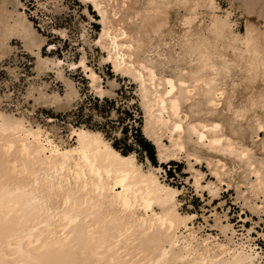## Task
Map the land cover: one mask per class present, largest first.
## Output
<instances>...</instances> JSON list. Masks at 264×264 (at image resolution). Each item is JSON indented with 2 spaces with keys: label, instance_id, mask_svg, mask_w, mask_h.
Instances as JSON below:
<instances>
[{
  "label": "bare ground",
  "instance_id": "obj_1",
  "mask_svg": "<svg viewBox=\"0 0 264 264\" xmlns=\"http://www.w3.org/2000/svg\"><path fill=\"white\" fill-rule=\"evenodd\" d=\"M80 1L86 2V0ZM128 1L87 0L89 4L106 5L104 11L108 13L107 17L102 15L98 8L93 7L97 15L96 22L100 25L94 43L96 40H102L100 45L96 44L101 53H103L102 56L100 55L101 62L109 64L116 76L128 77L129 81L135 84L139 106L143 115V134L145 138L154 144L159 162V165H153L148 158L145 159V162H142L137 159L135 152L124 155L118 148L116 149L122 154L124 159L131 156L136 167V175L129 176L128 185L132 191L127 193V195L137 205L136 215L138 217H147L149 223H151L153 215L163 217L171 215L173 211L177 212L181 217L190 216L191 219L185 220L174 229L171 239H168L166 234L160 231L159 227L145 235V231L133 218L132 213L122 215L119 206L112 207L109 193L104 194L105 199L103 201L99 199L98 194L92 187L93 178L90 174L88 191L84 192L83 184L77 186L75 180H73L72 184L69 185L66 181H62L57 171L54 168L47 167L43 157L37 155L41 146H47L43 138L51 139L58 147L64 150L87 145L90 137L103 135L99 129L89 128L84 124L77 126L69 124L67 133L63 136L58 134L52 126L33 121L28 118L29 116L26 117L23 114H16L15 112H6L0 108V117L5 121L19 122L20 124L16 132L0 135V207L3 208V218L0 219V251L3 253L4 264H10L13 260L18 261L19 264H113L114 261L116 264H145V262L157 259L159 257V250L164 245L168 247V264H239L242 260L246 264H264V261H261L262 255L259 253L260 251H254L252 244H250L252 239L249 236V232L251 229H248L246 234L241 232L237 234L235 229H233V225L229 222L223 223L220 216L216 213L214 214V226L222 233L223 239L218 238L220 235L215 236L211 233L197 236L200 226H193L196 214L180 210V202L177 196L180 194L181 189L166 181L160 166L161 163L171 159L178 160L184 149H186L184 157L188 161L190 157H193V161H189L188 165L189 170L192 172L194 186L197 189L207 188L210 193L216 194L218 188L213 187L212 181L207 182L206 185H201L203 174L193 167V164L204 159L198 152V148L193 147L192 150L186 148L189 143H194L208 150L223 152V154L226 152L228 155L233 154L243 164L246 174L260 173L259 177L254 175L253 180L250 179L251 192L253 194L259 193L264 188V162L254 157L256 155H252L250 152L251 148H246L249 146L243 147L239 145V147H235L236 144H233L232 139V141L230 140L231 137L225 136L222 125L218 123L219 121L215 122L207 119L186 121L184 117L187 114L181 108L182 104L194 95L193 90L195 89L201 96V99L197 100L196 105H203L208 111L212 110L214 104L218 101V96L223 92V86H225L227 79L231 80L233 88H237L238 84H240L235 81L236 78L234 79L238 75L235 73L231 75L217 73L215 74V80L210 82L213 73L205 71L199 73V75H193L199 72V66L191 64L186 57L177 55L176 57L162 56L158 50H152V53H155L157 57L151 56L147 61L138 59L136 52H141L142 44L138 45L137 49L132 52L122 47L124 43H132L133 40L142 42L140 37L129 31L127 29L128 25H125L126 20L129 18L126 16L128 13L124 10ZM1 2L5 4L6 0H2ZM12 2L15 6L13 11L7 10V7L2 8L0 11V55L10 49V46L6 44V40L10 38L8 36L16 34L24 40L23 44L25 47L35 53L37 70L54 71L56 78L63 80L66 86L63 96L57 93L46 94L39 92L37 99H43L44 102L52 104L56 102L68 105L78 96L74 83L63 73L65 67H68L72 71L79 70L87 80L89 92L94 96L102 98L112 93V88L108 89L102 86V78H100V75L97 74L93 67L89 66L90 64L88 65L83 51L80 53V57L74 61L60 57L42 56L40 49L44 38L35 32L31 25L32 23L27 20L25 13L17 9L16 6L20 4V0H12ZM162 4H153V8L151 7L152 9H149V12L147 11L148 9H145L147 14L142 19L147 17L149 19H160L161 21L166 19L165 21H167L164 10L167 6L165 4L162 6ZM157 9L159 10L158 15L156 14ZM112 12H115L116 15L113 16ZM124 16L126 17L124 18ZM176 17L180 19L178 16ZM106 19L112 28L111 33L105 31ZM179 24L182 25V22ZM159 25L161 26L162 22ZM163 25H166V23ZM121 26L123 27V31L127 32L129 39L125 40L121 35V38L116 40V46L121 56L127 57L131 55L132 59L121 60L120 64H118L116 61V51L112 53L113 58L111 60L108 59V49L112 46V41L108 40L107 37L111 35L115 38L117 30ZM137 26L140 27V23ZM197 30L193 25V31ZM59 33L61 37H64V30H59ZM101 33L104 34L103 39ZM164 34L167 35V33ZM181 34L183 35V33ZM175 38L177 39V36ZM175 38L171 39L175 41ZM151 44L149 43V45ZM157 46L158 44L155 47ZM53 48L55 47H50V49ZM33 49L36 50L33 51ZM81 57L85 61L83 67L80 62ZM169 62L176 63L174 73L165 75L162 72L156 71L158 65L165 66ZM179 62H183L184 65L179 66ZM126 63H134L136 65L144 63L153 68L157 73L155 90H153L152 84L148 80V74L144 73L146 78L145 89L148 95L147 102L152 104L151 114L145 109L146 101L144 93L140 90L135 72L128 67H121V64ZM85 68L88 71H85ZM116 69H119V71ZM136 71H139V69L137 68ZM93 74L96 76L95 80L92 79ZM169 78L175 81L176 87V92L171 97L164 95L167 85L166 83H162V80L166 81ZM181 81H183L186 87H181ZM110 84L113 87L116 85V82L112 80ZM244 87L248 92L246 102L244 104H234L231 100H228V106L231 105L235 109L246 105L249 95L258 94L261 88H264V84L257 83L254 86L245 84ZM153 91L162 97L163 109L155 101ZM198 96L196 95V98ZM172 99H176L179 103V117L172 113ZM257 118L261 122L257 123L254 120L253 132L255 133L260 130L264 122L262 118ZM176 123L181 124L182 131L173 130ZM201 124L204 125V128H200ZM215 124L220 125L219 130L205 131V129H211ZM193 126L196 127L197 131L204 132L206 137L204 141H200L196 133L192 131ZM183 130H186L184 137L182 136ZM72 132H77L79 135L69 140L68 136ZM28 133H32L38 139H32L27 135ZM164 137L167 138L168 143L163 142ZM214 139L220 140V143L213 145L211 141ZM229 140L232 142L231 145L228 143ZM24 147H27V153L23 151ZM262 147L264 149V145ZM90 151L96 152L97 149L93 146ZM242 151H246L247 156H243ZM47 154L45 153V155ZM205 160L207 166L213 164L211 173L217 181H220L222 175H224L225 163H221L217 159L216 161L212 160L213 162H210L206 158ZM112 171L114 173L112 183L115 185V172L130 171V169L126 165H116L112 166ZM64 175L67 178L69 174L66 172ZM104 179L106 182L108 181L107 176ZM121 191L123 190L119 186H115L116 193ZM137 193L140 194L139 197H137ZM66 199L70 201L68 205H65ZM145 200L150 204L148 211L143 210V202ZM65 215L70 216L75 222L71 225H66L64 221ZM129 225H131V230L129 229ZM29 229H35L31 233L34 238L50 240L53 244L61 242L62 247H49L43 252H36L23 244L14 243L23 233L28 232ZM122 233L124 234L123 236ZM18 250H22L26 255L18 256ZM141 253H146V255H141Z\"/></svg>",
  "mask_w": 264,
  "mask_h": 264
},
{
  "label": "rangeland",
  "instance_id": "obj_2",
  "mask_svg": "<svg viewBox=\"0 0 264 264\" xmlns=\"http://www.w3.org/2000/svg\"><path fill=\"white\" fill-rule=\"evenodd\" d=\"M1 1L0 11L5 7H7V10H14L15 6L12 0H6L5 4H2ZM83 3L85 4V2L80 0H20V4L16 7L19 11L25 13L35 32L44 38L40 49L42 56L60 57L74 61L80 57V53L83 51L88 65L90 64L89 66L93 67L97 74L100 75V78H102V86L108 89L112 88V93L102 98L94 96L89 92L87 80L79 70L72 71L65 67L63 73L74 83L78 96L68 105L56 102L52 104L44 102L43 99H37L39 92L46 94L57 93L63 96L66 86L63 80L56 78L54 71H38L35 53L25 47L23 44L24 40L21 37L11 34L8 36L10 38L6 40V44L10 46V49L0 55V108L6 112L29 116V119L52 126L58 134L65 136L69 124L75 126L84 124L89 128H94L91 127L93 121L89 120L88 117L92 115L95 119V110L102 105L105 98L115 100L118 104L121 102L128 105L134 104L135 107L122 108V111H127L131 120V126L127 129L129 139L131 140L132 136L135 135L139 141V143L135 144V148L138 150L135 152L136 157L142 162H145V159L148 158L151 164L159 165L154 144L145 138L143 134V115L139 106L136 86L129 81L128 77L116 76L109 64L101 62L100 59L103 53L94 43L100 28V25L96 22L97 15L93 8L89 11L87 7H79ZM157 3L160 4L159 0H157ZM220 3L222 7L227 6L224 0H220ZM151 7L153 8V4H149L148 0H129L124 10L128 13L126 16L131 18V22H129L128 18L125 25H128L127 29L137 34L142 40L141 52L146 47L151 46L152 50H158L162 56L176 57L177 53L180 52L176 42L180 41L181 33L185 31L184 27L179 23L182 22V19L184 20L187 12L183 8L173 5L172 8L169 7V11L168 7L164 9L167 21H165L166 19L164 21L150 19L152 28L162 22L159 34L162 33L153 38L151 28L145 27L141 29L137 26L143 16L147 14L146 12L152 9ZM145 9L148 10L146 11ZM176 16L180 19H177ZM82 17L87 18L81 19ZM247 19H252L257 23H264V21H256L255 17H242L240 23L243 24ZM177 20H180L179 23H177ZM165 23L166 25H163ZM171 23L174 24V27ZM56 24L61 26L53 28L52 26ZM194 26L196 27V25ZM59 30L65 31L64 37H61ZM170 30L172 31L170 32ZM240 30L243 31V28ZM180 31L181 33H179ZM163 32L167 33V35ZM176 36L177 39L175 38ZM145 37L147 38L145 39ZM171 38H175V41ZM50 41H56V43L53 45ZM149 43L152 44L149 45ZM157 44L158 46L155 47ZM51 46L55 48L50 49ZM35 50L33 49V51ZM151 56L157 57L155 53H152ZM178 64L179 66L184 65L183 62ZM175 65L176 63L174 62H169L165 66L158 65L156 71L171 75L176 70ZM234 79L240 84H238L237 88H233L231 80L227 79L225 82L228 86L224 82L227 87L223 86V92L218 96V101L214 104L212 110L208 111L205 106L196 105L197 100L201 99V96L195 89L193 90L194 95L190 99L188 98L187 101L185 100L186 102L184 101L185 103L182 104L181 108L188 115H186V121L198 119L219 121L218 123L222 125L225 136L231 137L230 140L232 139L233 144H236L235 147H239V145L243 147L249 146L246 148H251L250 152L252 155H256L254 157L264 162V149L262 147L264 145V135H260L259 131L257 132L258 134L253 132L255 119L252 118V114L250 113L244 121L234 122L229 111L228 100H231L234 104H244L248 93L244 87L245 84L241 83V78L236 76ZM112 80L116 82L113 87L110 84ZM240 87L242 88L240 89ZM195 94L199 95L198 98H196ZM117 96L120 97V100H116ZM255 116L264 120V113L259 109L255 111ZM262 128H264V122L260 129ZM185 135L186 130H183L182 136L184 137ZM143 142L151 146L154 161L151 160L149 151L144 147ZM163 142L168 143L166 137L163 138ZM193 147L198 148V152L204 158L193 164V167L203 174L201 185H206L207 182L212 181L213 187H217L218 191L216 194H212L207 188L197 189L194 186L192 172L189 170L188 165L189 161H193V157H190L188 161L184 157L186 151L184 149L178 160L171 159L160 164L166 181L181 189L180 194L177 196L180 202V210L196 214L193 226H200L197 236L211 233L215 236L220 235L218 238L223 239L222 233L214 226L215 213L220 216L223 223L229 222L232 224L237 234H240V232L246 234L247 230L251 229L249 232V236L252 239L250 244H252L254 251H260L259 253L262 255L261 261H264V188L260 191L261 194L257 192L259 196L257 193L253 194L251 192L249 182L253 180L254 174H246L243 164L233 154L228 155L226 152L223 154V152L208 150L194 143H189L186 148L192 150ZM117 148L122 153H125L124 144L118 145ZM205 158L210 162L217 159L219 162L225 163L224 175H222L220 181H217L212 175L213 164L207 166Z\"/></svg>",
  "mask_w": 264,
  "mask_h": 264
},
{
  "label": "snow or ice",
  "instance_id": "obj_3",
  "mask_svg": "<svg viewBox=\"0 0 264 264\" xmlns=\"http://www.w3.org/2000/svg\"><path fill=\"white\" fill-rule=\"evenodd\" d=\"M127 5H125L126 7ZM79 7H87L89 11L92 10L93 7L98 8L102 15L105 17L108 16V13L104 11L106 5L102 4H89L87 0L85 4L79 5ZM95 15V13H93ZM112 15L115 16L116 13L112 12ZM87 17H82L81 19H86ZM129 22H131V18H129ZM61 25L56 24L52 27H60ZM105 31L111 33L112 28L109 25L107 19L105 20ZM121 35L125 40L129 39L126 31H123V27L121 26L117 30V36L114 38L111 35H108L107 39L112 41V46L108 49V59L111 60L112 53L114 51L117 52L116 61L120 64L121 60H131V55L127 57H123L119 54L116 40L121 38ZM102 39L104 38V34L101 33ZM102 40H96L95 44L100 45ZM53 45L56 41H50ZM142 44L141 41L133 40L132 43H124L122 45L123 48L127 49L129 52L135 51L138 45ZM81 66L83 67L85 61L81 57ZM75 67V65H74ZM121 67H128L133 69L136 75V79L139 82L140 90L144 93L145 109L151 114L152 113V104L148 103V95L145 89V75L148 74V80L152 84L153 90L156 88V80L157 73L155 70L144 63H140L136 65L134 63H126L121 64ZM139 71H136V69ZM119 71V69H116ZM85 71H88L85 68ZM92 79L95 80L96 76L93 74ZM162 83H166L167 89L164 93L165 96L171 97L173 93L176 92L175 81L171 78L166 81L162 80ZM181 87H186L183 81L180 82ZM153 96L155 101L158 103L161 109L164 108L162 97L156 94L153 91ZM116 100H120V97L117 96ZM172 105V113L176 116H180L179 103L176 99L171 100ZM135 107L134 104L128 105L123 102L116 103L115 100H110L105 98L102 105L95 110V119L92 115H89V120H92L93 123L91 127L98 128L103 135H95L90 137L89 143L87 145H81L75 148H67L62 150L58 147L51 139L43 138L44 143L47 145L41 146L37 155L43 157L46 161V166L50 168H54L57 171L59 178L62 181H66L69 185L72 184L73 180H75L76 185L80 186L83 184V191H88V181L89 174L93 178L92 187L95 189V192L98 194V197L101 201L105 199V193H109V197L111 198L112 207H117L121 209L122 215H128L129 213L133 214V218L137 221L140 227L145 231V235L151 233L153 229L159 227L162 233H165L168 239H171L174 229H176L179 225H181L185 220L191 219V217H181L177 212L173 211L171 215L167 216H156L153 215L151 223L148 222L147 217L137 216L136 208L137 205L133 203L127 193L131 192L132 189L128 185V180L130 175H136V167L131 156H128L127 159H124L122 154L117 151V146L120 144L125 145V153H133L138 150L135 148V144L139 143L138 139L135 135L132 136V139H129L128 135V127L131 126V120L127 113V111H122V108L126 109L127 107ZM187 119V117H184ZM128 121V123H126ZM200 128H204V125L201 124ZM220 129L219 124H215L211 129H205V131H217ZM174 131H182L181 124L176 123ZM192 131L196 133L199 137L200 141H204L206 139L204 132L197 131L196 127H192ZM260 135H264V128L259 130ZM32 139H38L36 136H33L32 133H28ZM79 133L72 132L68 139H74L78 136ZM213 145L219 144L220 140L214 139L211 141ZM229 145H231V141H228ZM97 149L96 152L90 151L93 148ZM11 147V146H10ZM23 151L27 153V147L23 148ZM183 151V149H181ZM45 153H48L45 155ZM243 156H247L246 151H242ZM116 165H126L130 171H116L115 176V185L112 183V177L114 175L112 171V166ZM68 173V177L66 178L64 173ZM87 173V174H86ZM255 176L259 177V172L253 173ZM108 177V181L106 182L104 177ZM115 186H119L123 191L116 193ZM139 197V193L136 194ZM70 203L69 200H65V205ZM150 208V204L147 200L143 202V210L148 211ZM3 218V208L0 207V219ZM64 221L66 225H71L75 221L70 217L65 215ZM129 229L131 230V225H129ZM35 229H29L28 232L23 233L14 243L23 244L27 248L36 251L43 252L49 247L61 248L62 243L56 242L52 243L50 240H41L40 238H34L31 233L34 232ZM124 234L122 233V236ZM141 255H146V253H141ZM10 264H19L18 261L13 260ZM113 264H116L114 261ZM145 264H168V247L164 245L163 248L159 250V257L157 259L151 260L150 262H145Z\"/></svg>",
  "mask_w": 264,
  "mask_h": 264
},
{
  "label": "clouds",
  "instance_id": "obj_4",
  "mask_svg": "<svg viewBox=\"0 0 264 264\" xmlns=\"http://www.w3.org/2000/svg\"><path fill=\"white\" fill-rule=\"evenodd\" d=\"M156 4L157 0H148ZM167 7L173 5L183 8L187 15L182 21L185 31L177 44L180 52L177 56L186 57L193 65L199 66L201 72H211L210 82L215 80V74H237L242 84L254 86L264 84V23L247 19L240 23L242 17H255L256 21H264V0H159ZM159 14V10H156ZM196 25L197 31H193ZM151 28L153 37L159 35L157 25L152 28L149 18L140 21V28ZM243 28V31L240 29ZM138 59L147 61L152 55L151 46L142 52H136ZM259 109L264 113V88L256 95H249L246 105L233 109L229 106L234 122L244 121L249 114L260 123L255 116ZM19 122L5 121L0 117V135L16 132ZM18 256H25L22 250ZM0 264H4L3 253L0 251ZM239 264H246L240 261Z\"/></svg>",
  "mask_w": 264,
  "mask_h": 264
},
{
  "label": "trees",
  "instance_id": "obj_5",
  "mask_svg": "<svg viewBox=\"0 0 264 264\" xmlns=\"http://www.w3.org/2000/svg\"><path fill=\"white\" fill-rule=\"evenodd\" d=\"M143 145H144V147H145L146 149H148V151H149V156H150L151 160L154 161L151 146H150L149 144L145 143V142H143Z\"/></svg>",
  "mask_w": 264,
  "mask_h": 264
}]
</instances>
